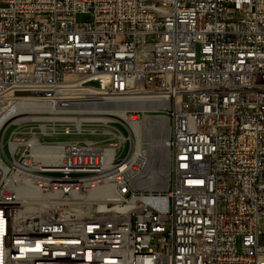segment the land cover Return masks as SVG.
<instances>
[{
	"label": "built area",
	"instance_id": "built-area-1",
	"mask_svg": "<svg viewBox=\"0 0 264 264\" xmlns=\"http://www.w3.org/2000/svg\"><path fill=\"white\" fill-rule=\"evenodd\" d=\"M0 179V264H264V0H0Z\"/></svg>",
	"mask_w": 264,
	"mask_h": 264
},
{
	"label": "bare ground",
	"instance_id": "bare-ground-1",
	"mask_svg": "<svg viewBox=\"0 0 264 264\" xmlns=\"http://www.w3.org/2000/svg\"><path fill=\"white\" fill-rule=\"evenodd\" d=\"M103 80V79H101ZM86 81V89L90 91H99V88H93L87 86L89 82ZM103 84V83H102ZM101 90H109V83L106 80V84L100 88ZM93 103H103V96H93ZM105 107H111V109H119V101L117 95L105 96ZM30 109H39V102L29 101ZM81 112H91V103H83L81 105ZM124 111L121 110L118 115L123 118ZM127 122L131 124L137 139L143 137L150 141V145L145 147L147 154L150 157V163L148 168V177L145 178V186L148 188L163 189L166 186L167 181V168H168V151L165 145L167 139V125L165 122V114H158V119L146 118L143 123L133 122L132 118ZM159 139L162 140V144L158 145ZM164 171V172H163ZM133 175V168H126L123 170V178H130ZM144 182H141V185ZM6 186V179H0V196H3V187ZM68 195L71 194V182H67L64 179H57L54 182V189H51V196ZM111 194L110 191H92L87 195L88 198H105ZM71 205H79V197H71ZM256 217V224H259V219Z\"/></svg>",
	"mask_w": 264,
	"mask_h": 264
},
{
	"label": "rangeland",
	"instance_id": "rangeland-1",
	"mask_svg": "<svg viewBox=\"0 0 264 264\" xmlns=\"http://www.w3.org/2000/svg\"><path fill=\"white\" fill-rule=\"evenodd\" d=\"M117 127H118L119 129H121V130L125 133L124 129H123L121 126L117 125ZM5 137H6V136H5ZM5 139H6V138H5ZM145 140H146L145 143H147V145L151 144L150 141L147 140V138H146ZM162 140H163V139H159L158 142H157V144H158V145H161V144H162ZM163 172H164V171H163ZM159 189H160V188H159ZM259 232L261 233V235L264 236V217H261V218L259 219Z\"/></svg>",
	"mask_w": 264,
	"mask_h": 264
},
{
	"label": "water",
	"instance_id": "water-1",
	"mask_svg": "<svg viewBox=\"0 0 264 264\" xmlns=\"http://www.w3.org/2000/svg\"><path fill=\"white\" fill-rule=\"evenodd\" d=\"M103 83V84H102ZM106 84V80H96L89 82L87 86L93 87V88H101Z\"/></svg>",
	"mask_w": 264,
	"mask_h": 264
}]
</instances>
